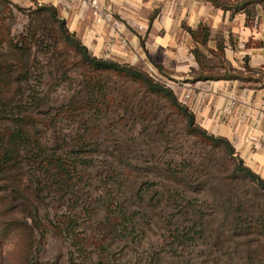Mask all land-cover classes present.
<instances>
[{
  "label": "trees",
  "instance_id": "1",
  "mask_svg": "<svg viewBox=\"0 0 264 264\" xmlns=\"http://www.w3.org/2000/svg\"><path fill=\"white\" fill-rule=\"evenodd\" d=\"M211 1L217 7L232 9L220 0ZM7 9L12 14V10L6 5L1 11ZM32 14L34 18L28 30L30 33H20L17 39L10 28L6 32L3 30L4 21L3 18L0 19V52L3 57L0 56V200L4 212L23 209V219L28 229H31V234L37 231L42 238H46L47 231L52 229L57 234H68L66 236L71 238V233L67 231L74 225L80 228L77 221L83 220L82 203L85 197L91 195L89 181L93 178L91 168L95 161L91 156L93 133L90 132V126L73 121L77 115L86 119L92 110L107 111L115 106L119 98L124 103L129 92L117 90L113 86L115 79L130 82L141 91L130 93L132 98L130 97L126 113L131 112L133 99L140 97L138 109L144 110V114L148 112L145 115L157 129L155 133L159 134L164 146L185 142L191 148L188 158H200L198 163L184 156L180 162L172 159L164 164V161L159 160L157 165L153 164L152 169L148 170L154 176L175 181L189 189L199 186V180L204 176L202 172L208 169L212 157L204 147H210L222 153L221 161L226 167V177L233 180L240 178L264 192V179L244 165L227 139L209 134L197 123L195 114L178 99L174 90L166 84L167 81L157 80L136 66L92 55L76 34L70 32L52 6L38 5ZM191 35L196 43L203 46H207L210 40V33L203 27L198 32L192 31ZM46 36L60 41L65 46L63 52L72 55L81 86L80 93L59 107L51 126L44 119L52 106L48 97L37 99L32 96L30 100L25 97L30 90L27 77L32 69L35 45L44 43L41 40ZM209 52L217 56L219 62L208 63L195 50L194 54L200 65H205L211 72L216 66L224 68L221 44L218 45V52ZM54 65L58 71L64 67L63 62L56 60ZM155 66L163 73L161 66ZM228 71L229 69L224 76L210 75L201 78H240L237 74L227 73ZM148 96L155 100H150ZM147 99L151 101V106ZM162 100L167 111L156 113L154 108L157 101ZM149 106V111H146L145 108ZM178 122L181 123V128L174 130ZM62 125H67L68 128L64 129ZM92 129L94 130V126ZM173 163L182 169L175 170ZM120 164L123 165V172L135 178L145 170L131 163ZM40 195L50 197L53 202L69 198L68 213L58 215L49 211L48 216H43L41 202L38 200ZM197 214L198 220L195 223L176 230L167 251L164 246L160 252L151 253L145 264H264V246H254L251 239L245 244L243 261L228 263L220 259L219 255L224 250L223 236L226 228L235 235L248 233L247 222L242 217L234 213L231 221L228 222L227 217H224L216 224V221H208L201 212L197 211ZM71 216H76L75 220ZM78 244L80 246V240Z\"/></svg>",
  "mask_w": 264,
  "mask_h": 264
},
{
  "label": "rangeland",
  "instance_id": "2",
  "mask_svg": "<svg viewBox=\"0 0 264 264\" xmlns=\"http://www.w3.org/2000/svg\"><path fill=\"white\" fill-rule=\"evenodd\" d=\"M5 5L12 14L8 9L1 11ZM38 5L46 6L40 5L38 0H0L3 30L6 32L10 28L16 39L20 33H30L32 13ZM41 41L44 43L36 44L34 48L32 69L27 77L30 90L25 97L27 100L32 96L37 99L48 97L52 106L44 119L50 125L59 107L80 93L81 86L72 55L63 52L65 46L48 36ZM55 60L64 64L59 71L54 65ZM148 60L136 67L157 80L171 82L169 72L161 73L154 60ZM153 68L159 75L154 74ZM113 81V86L123 93H141L130 82ZM129 94L124 103L119 98L113 108L92 110L86 119L77 115L73 121L90 126L93 133L90 149L95 161L91 168L93 178L89 181L91 195L82 203L83 220L77 221L80 228L74 225L67 231L71 233L70 239L68 234L60 235L52 229L47 231L46 238H42L37 231L31 234L23 219L22 208L4 212L0 200V264H145L151 253L160 252L164 246L166 251L171 247L176 230L198 220L197 211L216 224L224 217L231 221L234 213L247 222V234L235 235L231 231L230 234L226 228L224 250L219 255L223 261H243L248 239L254 246H264V192L240 178L226 177L222 153L217 149L204 147L212 157L197 187L189 189L148 171L159 160L166 164L172 159L180 162L182 156L188 158L191 148L185 142L164 146L159 134L155 133L157 129L145 115L148 112L144 114V110L138 109L139 96L133 99L131 112L126 113L132 98ZM150 100L147 99L151 106ZM164 104L163 100L157 101L154 111L166 113ZM150 106L145 110L149 111ZM180 124L178 122L174 130L181 128ZM62 127L68 128L67 125ZM199 160L195 157L193 161L198 163ZM120 163H131L146 171L135 178L123 172ZM172 166L178 171L182 169L174 163ZM40 196L43 216H48L49 211L58 215L68 213L69 198L53 202L50 197Z\"/></svg>",
  "mask_w": 264,
  "mask_h": 264
},
{
  "label": "crops",
  "instance_id": "3",
  "mask_svg": "<svg viewBox=\"0 0 264 264\" xmlns=\"http://www.w3.org/2000/svg\"><path fill=\"white\" fill-rule=\"evenodd\" d=\"M220 1L232 9L211 0H98L105 23L79 0L38 3L54 7L94 56L132 66L150 58L171 79L181 80L173 90L180 101L190 94L187 106L197 123L227 139L244 165L264 179V0ZM202 27L210 33L207 46L191 35ZM219 44L225 67L211 72L194 51L217 64L220 59L209 50L218 52ZM228 69L240 78H201L224 76Z\"/></svg>",
  "mask_w": 264,
  "mask_h": 264
},
{
  "label": "built area",
  "instance_id": "4",
  "mask_svg": "<svg viewBox=\"0 0 264 264\" xmlns=\"http://www.w3.org/2000/svg\"><path fill=\"white\" fill-rule=\"evenodd\" d=\"M79 2L82 6L89 7L94 11L95 18L98 23H105L107 21V14L101 9L98 0H79ZM122 44L126 47L129 45L128 41L125 39L122 41ZM166 84L173 89V87L179 85V82L167 81ZM189 99L190 94H187L181 102L184 105H187Z\"/></svg>",
  "mask_w": 264,
  "mask_h": 264
}]
</instances>
